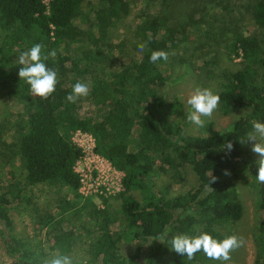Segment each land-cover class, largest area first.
Wrapping results in <instances>:
<instances>
[{
    "label": "trees",
    "instance_id": "16d2710c",
    "mask_svg": "<svg viewBox=\"0 0 264 264\" xmlns=\"http://www.w3.org/2000/svg\"><path fill=\"white\" fill-rule=\"evenodd\" d=\"M248 1L246 12L259 28L258 33L245 32L241 17L234 15L235 0L146 1L144 14L135 25V38L139 44H146L141 59H128L119 69L107 73L98 94L88 95L87 100L103 110V116L93 117L79 113L77 102L66 100L73 85L65 82L57 84L47 99L33 95L30 86L18 77L17 58L41 43L43 54L55 50V59L45 63L61 74L65 66L57 54L60 46L70 51L73 44L79 43L72 47L73 52L86 48L91 18L115 24L129 14L131 1L49 0L45 4L43 0H0V34L15 37L8 45L15 51L13 58L0 60V91L14 94L21 120L26 122L10 147L21 169L15 181L8 180L0 191V224L12 230L11 210L23 204L32 206L39 230L52 228L57 216L72 212L79 222L69 229L71 236L85 244V254L93 251L105 255L104 264H201L206 256L203 251L188 260L171 248L172 237L208 233L219 241L234 235L233 224L243 213L234 180L246 175L253 183L259 215L254 239L263 249L252 264H264V184L256 180L259 159L240 143L252 131L253 120L264 122V0ZM176 3L178 7L188 6L187 19L170 25V9ZM207 27L219 38L229 32L227 53L239 63L236 70H224L220 75L219 110L225 115L236 109L248 111L221 131L205 123V133L186 134L183 130L188 113L183 112L177 98L168 101L163 97L161 89L168 75L158 67L162 60L152 64L149 56L154 50L170 54L181 44L200 37ZM17 33H27L30 38L18 39ZM94 53L99 55L100 50L94 49ZM77 57L81 59V55ZM81 61L90 73L99 67L106 70L97 59ZM135 127L137 137L125 136V131ZM78 129L91 133L95 151L124 173L122 190L111 197L101 196V207L91 196L78 193L79 175L74 166L82 151L72 138ZM227 141L232 142L233 150L226 154L222 148ZM185 166L195 173L193 186L171 195L168 184H156L161 175L169 183L182 180ZM224 170L230 175H224ZM211 173L217 180L209 182L210 190L206 185ZM14 183L16 190L11 187ZM43 187L53 189L56 195L41 210L34 197L35 189ZM136 190L144 193L142 200L130 193ZM109 198L120 199L115 211L119 216L111 211ZM128 238L141 244L126 257L120 243ZM18 244L20 258L26 264H36L44 255L43 251L34 254L29 243Z\"/></svg>",
    "mask_w": 264,
    "mask_h": 264
},
{
    "label": "rangeland",
    "instance_id": "374dc122",
    "mask_svg": "<svg viewBox=\"0 0 264 264\" xmlns=\"http://www.w3.org/2000/svg\"><path fill=\"white\" fill-rule=\"evenodd\" d=\"M131 10L128 15L123 17L115 24H106L97 17H92L87 25L90 39L86 41L89 46L83 47L80 51L73 52V48L79 43L73 44L70 51L65 45H61L57 51L58 57L63 58L65 69L63 73H57V84L65 82L69 85L83 82L90 86L89 95H97L100 86L106 81L107 73L113 69H119L120 65L128 59L139 61L141 51L138 49L139 42L135 38V25L140 21L144 12H142L146 1L149 0H130ZM237 3L234 10L236 17H241L243 28L246 33L250 31L259 32V28L253 23L251 16L246 12L248 0H235ZM183 5V4H182ZM178 7L177 3L173 4L171 10L172 20L170 25L184 23L187 19L188 6ZM211 10V9H209ZM195 11V10H194ZM224 12V10H222ZM196 15V14H195ZM195 16H193L194 18ZM228 17V16H227ZM208 30V31H207ZM214 31L207 27L206 31L193 40L183 43L179 48L169 54L167 62L162 61L158 65L167 75L168 80L162 86L161 94L165 99L172 100L177 98L181 102V108L184 113H188L190 108L186 101L194 90L199 88H209L215 94L219 90L220 75L224 70H236L239 67L238 58H230L226 49V38L229 32L220 38L214 36ZM16 37L28 40L30 36L27 33H17ZM108 38H112L111 41ZM15 41L11 35L0 34V60L9 61L13 53L8 48L9 44ZM94 49H99L100 54L96 55ZM81 55V59L77 56ZM82 58L97 59L104 68H97L90 73V70L84 66ZM107 65V66H106ZM56 84V85H57ZM88 97V96H87ZM87 97H82L77 101L79 113L89 114L93 117L103 116V110L99 108ZM14 94L8 91H0V191L10 180L15 181L21 169L18 158L14 157L10 147L14 146V139L21 128H24L26 122L22 119L20 106ZM247 109H236L230 114H223L219 110L213 113L211 119L202 118L205 123H212L215 130L221 131L227 128L235 119L244 115ZM21 120V124L18 126ZM186 134L205 133L204 126L198 127L191 122L184 125ZM125 136L131 139L137 137L136 127L131 132L125 131ZM247 135L243 137L246 139ZM253 142L245 143L251 150ZM133 147V146H131ZM256 158L259 159L258 155ZM185 175L178 182L169 183L165 175H161L156 184L166 183L170 194H178L188 187L195 184L196 176L189 166H185ZM16 190L15 183L11 186ZM235 195L243 207L242 217L233 224L232 230L234 235L241 237L243 245L231 253V259L225 264H252L256 255L263 252L262 247L255 242L254 233L259 215L256 211V193L252 180L242 175L234 180ZM133 196L142 200L144 193L140 190L130 191ZM56 195L53 189L43 187L42 190L35 189V199H37L40 209L47 208V204L52 202ZM111 197V196H109ZM92 201L97 206H102L100 197L92 196ZM83 201V200H82ZM111 211L114 215L120 205V199L109 198ZM31 205L23 204L20 208L12 209L11 216L13 220V229L8 231L5 226L0 224V264H26L20 258L21 248L19 242L29 243L34 254L43 251L44 255L38 258L36 264H45L46 261L55 258L57 255H64L74 258L73 264H104L105 255L85 254V244L76 241L70 234L69 229L72 225L79 222L78 216L72 212L59 215L54 220L52 228L38 229L36 225L37 217L32 216ZM119 216V215H117ZM88 219V218H87ZM84 223L91 229V225L84 219ZM3 229V230H2ZM3 231V232H2ZM141 241L128 238L120 243L122 253L129 257L135 252ZM86 255V256H85ZM95 255V256H94ZM201 264H220L219 261H213L205 256Z\"/></svg>",
    "mask_w": 264,
    "mask_h": 264
},
{
    "label": "clouds",
    "instance_id": "9594fccd",
    "mask_svg": "<svg viewBox=\"0 0 264 264\" xmlns=\"http://www.w3.org/2000/svg\"><path fill=\"white\" fill-rule=\"evenodd\" d=\"M146 44L141 43L138 49L143 52ZM44 45L36 43L30 49L21 52L17 58L18 77L30 86V91L33 95L42 99H47L54 91L57 80V71L54 68H49L45 61L49 58L55 59V50L43 54ZM169 53L164 50H154L149 56V62L152 64L157 61L167 62ZM90 92V86L87 83L77 82L73 85L71 93L66 96L69 103L75 104L82 97H87ZM220 102V96L215 94L209 88L197 87L192 95L186 101L190 110L186 119L192 124L203 127L205 120L202 118L211 119L213 113L217 110ZM252 131L247 134L246 139L240 140L241 144L253 142L251 151L258 155V168L256 171V180L260 184H264V122L253 120L251 122ZM222 150L230 153L233 150L231 141H227ZM224 175H230L228 170H224ZM217 177L210 174L209 182H215ZM211 190V189H210ZM163 239V236L161 237ZM171 248L179 255L186 256L188 260H192L195 254L199 251L213 261H219L220 264L231 259V253L241 247L244 243L241 237L229 235L223 240H216L208 233H200L198 236L190 237L188 235L179 234L172 237ZM45 264H73L72 259L68 256L57 255L55 258L48 260Z\"/></svg>",
    "mask_w": 264,
    "mask_h": 264
},
{
    "label": "built area",
    "instance_id": "2783aa9c",
    "mask_svg": "<svg viewBox=\"0 0 264 264\" xmlns=\"http://www.w3.org/2000/svg\"><path fill=\"white\" fill-rule=\"evenodd\" d=\"M45 4L49 0H43ZM73 141L81 148L82 155L74 170L79 175L78 193L82 197H109L122 190L124 173L95 151L94 136L80 129L73 133Z\"/></svg>",
    "mask_w": 264,
    "mask_h": 264
},
{
    "label": "water",
    "instance_id": "95a60500",
    "mask_svg": "<svg viewBox=\"0 0 264 264\" xmlns=\"http://www.w3.org/2000/svg\"><path fill=\"white\" fill-rule=\"evenodd\" d=\"M147 245V244H146Z\"/></svg>",
    "mask_w": 264,
    "mask_h": 264
}]
</instances>
